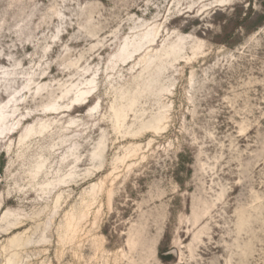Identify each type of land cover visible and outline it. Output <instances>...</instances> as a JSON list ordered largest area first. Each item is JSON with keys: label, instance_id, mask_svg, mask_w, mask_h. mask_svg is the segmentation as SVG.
Here are the masks:
<instances>
[{"label": "rangeland", "instance_id": "obj_1", "mask_svg": "<svg viewBox=\"0 0 264 264\" xmlns=\"http://www.w3.org/2000/svg\"><path fill=\"white\" fill-rule=\"evenodd\" d=\"M0 264H264V0H0Z\"/></svg>", "mask_w": 264, "mask_h": 264}, {"label": "water", "instance_id": "obj_2", "mask_svg": "<svg viewBox=\"0 0 264 264\" xmlns=\"http://www.w3.org/2000/svg\"><path fill=\"white\" fill-rule=\"evenodd\" d=\"M169 254H176V252H175V251H172V252H170Z\"/></svg>", "mask_w": 264, "mask_h": 264}, {"label": "trees", "instance_id": "obj_3", "mask_svg": "<svg viewBox=\"0 0 264 264\" xmlns=\"http://www.w3.org/2000/svg\"><path fill=\"white\" fill-rule=\"evenodd\" d=\"M164 259H165V257L163 256V257H162V260H164Z\"/></svg>", "mask_w": 264, "mask_h": 264}]
</instances>
